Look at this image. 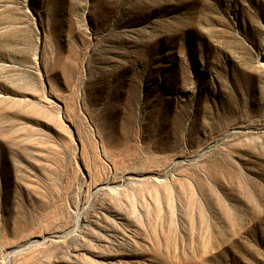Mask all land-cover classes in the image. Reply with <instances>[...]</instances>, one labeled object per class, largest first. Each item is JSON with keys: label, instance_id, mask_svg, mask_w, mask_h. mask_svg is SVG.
<instances>
[{"label": "rangeland", "instance_id": "rangeland-1", "mask_svg": "<svg viewBox=\"0 0 264 264\" xmlns=\"http://www.w3.org/2000/svg\"><path fill=\"white\" fill-rule=\"evenodd\" d=\"M0 264H264V0H0Z\"/></svg>", "mask_w": 264, "mask_h": 264}]
</instances>
